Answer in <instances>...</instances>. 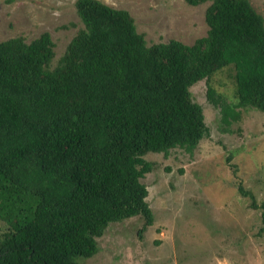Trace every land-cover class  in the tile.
Listing matches in <instances>:
<instances>
[{"label":"trees","instance_id":"1","mask_svg":"<svg viewBox=\"0 0 264 264\" xmlns=\"http://www.w3.org/2000/svg\"><path fill=\"white\" fill-rule=\"evenodd\" d=\"M74 6L83 26L52 68L47 31L0 40V264H79L108 222L150 224L143 154L190 151L206 134L196 80L231 65L235 102L206 86L221 121L234 106L264 113V22L248 0H210L206 32L190 43L147 44L128 11L103 0Z\"/></svg>","mask_w":264,"mask_h":264},{"label":"rangeland","instance_id":"2","mask_svg":"<svg viewBox=\"0 0 264 264\" xmlns=\"http://www.w3.org/2000/svg\"><path fill=\"white\" fill-rule=\"evenodd\" d=\"M125 8L147 44L177 38L190 43L204 35V10L185 0H103ZM262 16L264 0H248ZM83 26L74 0H0V40L25 41L47 31L53 41L48 68L56 65L69 39ZM233 68L222 66L189 86L202 107L207 132L190 150L147 151L151 168L140 180L152 212L150 224L135 214L107 223L97 250L79 264H264V113L234 106L227 125L206 97L210 83L235 102ZM249 190L256 206L238 186ZM6 228L0 220V235Z\"/></svg>","mask_w":264,"mask_h":264}]
</instances>
